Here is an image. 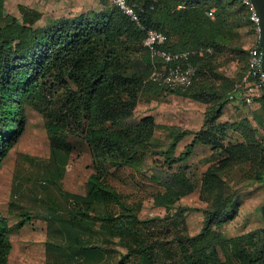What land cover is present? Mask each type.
<instances>
[{"label":"trees","instance_id":"16d2710c","mask_svg":"<svg viewBox=\"0 0 264 264\" xmlns=\"http://www.w3.org/2000/svg\"><path fill=\"white\" fill-rule=\"evenodd\" d=\"M101 1L98 11L39 25L40 10L19 4L17 17L0 0V166L21 137L27 103L39 106L50 143L47 178L53 185L47 189L52 225L47 223L59 242L69 245L51 253L56 264L100 263L111 252V242L125 248L113 264H157L168 257L163 264H264V226L228 237L219 229L234 214V193L226 188L224 176L235 169L240 179L264 180V138L246 117L217 122L226 104L244 93L248 50L238 29L252 25L246 8L240 0H137L143 25L164 31L169 49L213 48L212 53L190 56L196 75L187 87L168 88L147 80L155 61L141 44L143 28L114 4ZM139 55L144 57L143 69L134 66ZM225 60L241 64L235 76L220 69ZM54 88L61 94L59 104L42 107L43 95ZM154 90L205 105L200 128L174 130L165 149L158 148L154 135L156 128L167 127L151 115L134 118L141 94ZM254 100L261 102L264 113L263 97ZM229 129L240 139H227ZM187 135L190 141L176 154ZM197 144L211 148L210 164L199 180L205 207L181 205L162 218H141L142 202L108 183L117 171L129 168L130 176H144L156 185L150 194L155 207L171 209L195 189L197 175L189 172L196 165L188 160ZM78 145L90 153L93 169L83 194L64 191L57 183ZM148 156L159 167L151 175L142 169ZM56 194L62 206L50 199ZM190 209L203 214V225L194 234L183 217ZM156 219L162 222L158 229ZM23 222L22 217L19 225ZM10 230L0 214V264H8ZM170 232V239L160 236ZM97 235L98 244L92 242Z\"/></svg>","mask_w":264,"mask_h":264},{"label":"rangeland","instance_id":"374dc122","mask_svg":"<svg viewBox=\"0 0 264 264\" xmlns=\"http://www.w3.org/2000/svg\"><path fill=\"white\" fill-rule=\"evenodd\" d=\"M107 1L110 2V0ZM19 4L41 11L42 17L37 22L39 25L61 17H81L86 15L85 13L89 10L98 11L103 8L101 0H5L4 9L8 13L20 17ZM238 31L239 40L244 48L254 42L255 30L252 25L242 26ZM143 58L139 55L134 61V66L140 69L145 68L146 64ZM240 65L236 60H225V64L220 69L227 76L232 77L235 76ZM245 91L246 89H244ZM242 95L243 93L240 97ZM60 98L61 94L55 88L49 89L43 95L41 105L42 107L44 105H51L52 107L54 102H56L55 105H58ZM232 100L226 104L217 122L237 121L246 117L245 119L255 129L258 137L264 138V124L260 120L264 119V113L253 108V103L256 100H253L251 105L245 103L241 98ZM204 110L205 105L202 102L175 93L154 90L153 93L146 91L141 94L135 107L134 118L138 119L144 115H151L156 123L166 126L167 128H156L154 135L159 143L158 148L165 149L171 140V135L174 134V130L176 132L178 129L196 130L200 128L203 123ZM25 114V127L21 137L0 166V214L6 217L7 223L11 227L8 234L11 242L8 264H56V259L51 253L67 250L69 245L61 244L59 236L51 233L49 230L51 226H48V223L52 225L50 222L52 214L47 213L49 200L47 189L53 185L48 181L49 177L47 178L46 172L50 143L45 128V116L39 106L29 102L26 105ZM227 133V139L232 141H236L241 137L232 129L227 130ZM189 137L187 135L185 140L179 143L176 154L182 150L183 142L188 141ZM210 153L211 148L208 145L200 146L193 151L188 163L196 166L189 174L195 173L197 175V184L191 193L182 197L171 209L155 207L150 194L156 190V185L144 176L138 174L134 177L130 176L131 174L127 173L131 170L129 168L117 171L114 176L108 178V183L117 190L131 193L130 200L142 202L139 212L142 218H162L164 215L173 213L174 208L181 205L202 208L207 203L200 198L199 180L203 171L210 164L208 161ZM91 163L88 150L78 145V148L71 153L66 169L61 178L57 180V183L64 191L83 194L86 179L93 170ZM153 166L152 158L148 156L145 164L142 165V169L147 175H151L159 168L155 169ZM176 168L177 165L174 166V169ZM165 173L168 172L165 171ZM240 175L241 172L234 169L228 176H224L226 188L234 193V201L230 207L232 213H234L233 217L219 228L227 237L264 226V213L262 211L264 206V180L240 179ZM50 199L55 200L59 206H62L58 194ZM109 209L114 211L116 208L110 206ZM22 217L24 222L19 225ZM183 217L186 229L190 234L198 232L203 225V214L198 209L185 211ZM161 220L166 223L169 222V218ZM161 220L156 219L153 222L155 229L161 227ZM82 234L83 237L89 238L85 231ZM172 234L173 232H170L160 236L170 239ZM98 238L97 235L92 242L100 243ZM170 245L175 248V242ZM107 246L110 247L111 252L105 253V258L97 264H113L120 254L125 252V248L115 242L108 243ZM168 258H160L157 264H163V260ZM175 259L177 260V257ZM164 264H172V262L166 261Z\"/></svg>","mask_w":264,"mask_h":264},{"label":"built area","instance_id":"2783aa9c","mask_svg":"<svg viewBox=\"0 0 264 264\" xmlns=\"http://www.w3.org/2000/svg\"><path fill=\"white\" fill-rule=\"evenodd\" d=\"M240 1L246 8L255 30L254 42L247 47V71L244 82L246 91L242 95L245 103L251 105L254 97H263L264 99V70L261 68L259 17L251 0ZM110 2L145 32L141 44L155 61L147 80L168 88L187 87L196 75V67L189 60L190 56L212 53L213 48L200 46L193 49L171 50L166 46L169 37L164 31L147 28L143 25L137 0H110Z\"/></svg>","mask_w":264,"mask_h":264},{"label":"water","instance_id":"95a60500","mask_svg":"<svg viewBox=\"0 0 264 264\" xmlns=\"http://www.w3.org/2000/svg\"><path fill=\"white\" fill-rule=\"evenodd\" d=\"M259 17V44L261 47V68L264 70V0H251Z\"/></svg>","mask_w":264,"mask_h":264},{"label":"crops","instance_id":"0c3cea01","mask_svg":"<svg viewBox=\"0 0 264 264\" xmlns=\"http://www.w3.org/2000/svg\"><path fill=\"white\" fill-rule=\"evenodd\" d=\"M253 105H254V107L253 108H256V109H259V110H261L262 111V105H261V102L260 101H256V102H254L253 103ZM259 113V111L257 112V114ZM260 120H262L263 122V124H264V119H260ZM261 123V124H262ZM263 127H264V125H263ZM187 136H185L183 139H181L180 141H179V143L180 142H182V140H185V138H186ZM190 138V137H189ZM188 140V139H187ZM190 141V139L188 140V141H185V142H183L184 143V145L187 143V142H189ZM179 143L177 144V147H178V145H179ZM200 146H205V145H203V144H197L196 145V147H195V149H194V151L197 149V148H199ZM177 149V148H176ZM209 149V148H208ZM140 216V215H139ZM142 218V217H141ZM54 258H55V256H54Z\"/></svg>","mask_w":264,"mask_h":264}]
</instances>
